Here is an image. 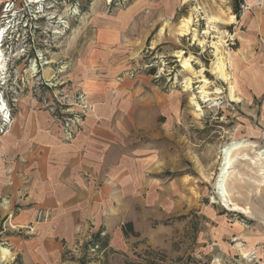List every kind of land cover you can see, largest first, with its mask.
<instances>
[{
  "label": "rangeland",
  "instance_id": "obj_1",
  "mask_svg": "<svg viewBox=\"0 0 264 264\" xmlns=\"http://www.w3.org/2000/svg\"><path fill=\"white\" fill-rule=\"evenodd\" d=\"M1 35L0 264H249L255 250L264 264L263 213L224 208L214 188L223 147L264 150V0H0ZM215 46L231 84L213 71ZM99 119L121 132L106 157L120 163L81 169L77 200L44 206L43 155L71 161ZM235 168L245 179L230 181L232 199L257 209V169Z\"/></svg>",
  "mask_w": 264,
  "mask_h": 264
},
{
  "label": "crops",
  "instance_id": "obj_2",
  "mask_svg": "<svg viewBox=\"0 0 264 264\" xmlns=\"http://www.w3.org/2000/svg\"><path fill=\"white\" fill-rule=\"evenodd\" d=\"M94 91L95 88L92 89V93H94ZM98 91H102V89L98 88ZM105 126L106 124L100 122V119L97 121L94 120V122H92V128H87L85 133H83V135L71 146L73 149L72 153L66 155V157L72 158L69 162L54 160L53 156L50 155L47 159L46 155H43V171L39 172L40 179L42 180L43 178V185L40 183V191L37 197H39L40 200H43L44 206H50L53 203L50 196L57 199V202L63 199L73 202L74 200H77V197H74V191L71 190L68 185H73V180L76 181L79 178L78 175L82 172L81 169H87L90 170V172L93 171L95 173L94 175H98L97 171L101 170V174L105 176L109 169L116 167L120 163L118 161L112 162V160L108 163L106 157H108V152L111 151L112 147L115 145H121L120 141L117 140L121 139V132L118 130H110L109 132L106 130ZM112 136L114 137L113 141ZM44 143L45 141L43 140V144ZM50 146L51 147L46 151V154H53L55 152V143H51ZM121 167L122 166H119L117 169L118 171L114 172L115 180L117 181L119 179L116 185L120 188L124 182L126 183V177L122 176ZM91 175H93V173ZM122 179L124 181H122ZM108 190H110L108 187L103 190L104 195L109 194ZM64 191L66 192L64 193ZM80 192L86 194L82 189ZM63 193L66 196L61 195ZM73 210H75L74 206ZM236 225L237 226H235L233 230L241 231V224L237 223ZM135 232L139 235L137 230H135ZM261 256L264 259V250L261 251Z\"/></svg>",
  "mask_w": 264,
  "mask_h": 264
},
{
  "label": "bare ground",
  "instance_id": "obj_3",
  "mask_svg": "<svg viewBox=\"0 0 264 264\" xmlns=\"http://www.w3.org/2000/svg\"><path fill=\"white\" fill-rule=\"evenodd\" d=\"M188 1V0H186ZM37 2H41V0H37ZM43 2V1H42ZM231 23L234 22L235 20V16L231 17ZM192 24V19L190 18H186L181 22V26H180V34L182 36H186L190 33V26ZM3 39V35L0 36V42ZM216 47V55H217V61L215 62L214 69L213 71L215 72V74L217 75V77H219L220 79H222L223 81L231 84V76L230 73L228 72V66L225 63V59H223L222 57H220L219 54V48L217 46ZM0 79H1V75H2V71L5 69V64L6 61L4 59V55L2 53V51L0 50ZM50 63V62H49ZM184 68L185 69H192V66L190 64V61L188 59H186L184 61ZM202 83H204V86L202 87H206L209 83L208 80L203 79ZM188 88H191V84L188 83L187 85ZM206 89V88H205ZM205 89L203 88L202 91L200 92V94H202V98L205 99L204 102H209L211 100L210 98V93L206 92ZM234 88L233 86H230V92H231V98L234 99ZM217 94H220L221 91L217 90L216 91ZM4 105L3 107L0 108V113L4 110ZM257 145H255L252 142H248L246 140L241 141H233L232 143L226 145L225 147L222 148L221 150V167L219 169V173L217 174L216 177V181L214 184V188L216 191V195L219 198V201L221 203V205L228 209L231 210L232 212H240L241 214L244 215H251L252 213L258 214V212L261 210V212L263 213L261 215V220L264 221V197H262L261 201H260V205L258 206V208H254L252 206H242L238 203H236L233 199H232V193L230 192L231 188L229 189V183L232 179H234L235 177L240 179V180H244L245 177L243 175V173L237 171V169L235 168V163L237 162V160H243L245 162H247L250 165H253V167L255 169H257V179L255 180V182L262 188L264 187V150L260 149L258 151H256ZM253 151L254 156L251 157L248 153H246V151ZM234 195V194H233ZM256 201V200H255ZM213 202H216V198H213ZM257 207V206H256ZM247 251L243 252L244 255L248 258L249 254L246 253ZM10 252L2 247H0V263L5 262L8 258H9ZM215 262H217V264H219L220 260L217 259Z\"/></svg>",
  "mask_w": 264,
  "mask_h": 264
},
{
  "label": "built area",
  "instance_id": "obj_4",
  "mask_svg": "<svg viewBox=\"0 0 264 264\" xmlns=\"http://www.w3.org/2000/svg\"><path fill=\"white\" fill-rule=\"evenodd\" d=\"M7 7H10V5L8 4ZM249 257L247 258L245 255L242 256V259H244V261H247L249 264H262L261 260H260V255H258L257 250L255 251H250L249 253ZM247 259V260H246ZM238 264H240L238 262Z\"/></svg>",
  "mask_w": 264,
  "mask_h": 264
},
{
  "label": "trees",
  "instance_id": "obj_5",
  "mask_svg": "<svg viewBox=\"0 0 264 264\" xmlns=\"http://www.w3.org/2000/svg\"><path fill=\"white\" fill-rule=\"evenodd\" d=\"M235 13L239 16V9L237 8L236 10H235ZM124 233H125V235H129V234H132V235H134V236H137L138 235V233L137 232H135V230H134V226H133V223H128L126 226H125V228H124ZM107 243L108 242H104V244L105 245H107Z\"/></svg>",
  "mask_w": 264,
  "mask_h": 264
}]
</instances>
